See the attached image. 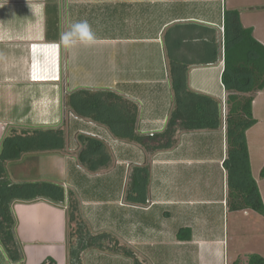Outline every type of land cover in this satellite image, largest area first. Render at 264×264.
<instances>
[{
  "label": "crops",
  "instance_id": "crops-1",
  "mask_svg": "<svg viewBox=\"0 0 264 264\" xmlns=\"http://www.w3.org/2000/svg\"><path fill=\"white\" fill-rule=\"evenodd\" d=\"M228 12L264 46V0H0V181H50L64 190L59 202H10L22 258L11 262L0 244V264H40L47 257L55 264H241L247 253L263 256L244 250L263 240L262 220L250 209L229 210L226 200L221 73ZM79 20L90 23L97 42L65 49L60 35ZM171 60L186 65L190 90L220 102L221 125L177 129L173 145L149 150L156 141L144 147L130 135L165 130L173 108ZM79 89L110 91L119 103L131 102L137 107L133 128L115 136L76 113L69 95ZM251 112L255 123L245 136L264 202V88ZM70 191L86 222L85 237L96 236L94 243L78 244L79 263L70 262ZM238 232L249 234L243 246L235 243Z\"/></svg>",
  "mask_w": 264,
  "mask_h": 264
},
{
  "label": "trees",
  "instance_id": "trees-1",
  "mask_svg": "<svg viewBox=\"0 0 264 264\" xmlns=\"http://www.w3.org/2000/svg\"><path fill=\"white\" fill-rule=\"evenodd\" d=\"M224 29L221 80L225 88L223 121L226 154L222 165L226 174L227 206L231 211L251 209L264 216V202L251 173L245 136L246 130L255 123L251 112L252 100L255 94L264 88V46L253 37L250 27H244L241 24L236 12L227 13ZM169 67L173 108L167 119L165 130L156 135H139L135 132L130 135L132 140L142 146H147V140L156 141L157 143L149 150L173 145L177 129L194 131L216 129L221 125L220 102L189 89L187 68L184 63L171 60ZM118 100L120 96L117 94L101 90L79 89L69 95L70 105L76 113L87 115L105 124L115 136L121 137L122 134H126L128 127L133 128L137 107L131 102L124 101L125 103L122 104ZM84 138L87 142L92 141L94 144L102 143L89 136ZM4 149L2 147L0 159L4 157ZM81 161H85L84 157ZM259 176L264 177V164L259 171ZM35 197L59 202L64 199V190L61 185L50 181L22 184L0 181V244L11 262L20 261L22 253L14 236V218L10 211V202L14 198L33 199ZM70 223H74L76 227L74 234L70 232ZM67 226L68 239L74 235L76 239L73 242L69 241L70 262L72 263L75 259V262L79 263L78 244L81 246L82 241L85 242L84 245L94 243L96 236L90 239L85 237L88 229L81 215L79 202L72 191L67 195ZM181 231L182 229L177 232L178 238L183 237L180 234ZM101 235L105 233L101 232ZM188 237L189 234L184 236V238ZM135 262L137 261H134V264H137ZM40 264H55V261L47 257ZM230 264H239V259ZM245 264H264V257L258 253H247Z\"/></svg>",
  "mask_w": 264,
  "mask_h": 264
},
{
  "label": "clouds",
  "instance_id": "clouds-1",
  "mask_svg": "<svg viewBox=\"0 0 264 264\" xmlns=\"http://www.w3.org/2000/svg\"><path fill=\"white\" fill-rule=\"evenodd\" d=\"M59 39L65 49L76 45L92 46L97 42L96 34L87 20H79L68 25Z\"/></svg>",
  "mask_w": 264,
  "mask_h": 264
},
{
  "label": "rangeland",
  "instance_id": "rangeland-1",
  "mask_svg": "<svg viewBox=\"0 0 264 264\" xmlns=\"http://www.w3.org/2000/svg\"><path fill=\"white\" fill-rule=\"evenodd\" d=\"M264 186V183L262 184V187ZM251 210V209H250ZM252 213L254 214V217L255 218H258V219H260V220H262V221H260V222H262L263 224H264V216H262V215H260V214H258V213H256L255 211H253L252 210ZM246 222H250L249 220H246ZM250 224L251 223H247V225H245V227H247L248 226V228H251L250 227ZM264 226V225H263ZM75 229H76V227L74 226V223H70V232H71V234H74V231H75ZM243 231H247V230H245V229H243ZM249 234H246V232H238L236 235H235V243H238V244H242V246L244 245V243L246 242V240H245V238L248 236ZM75 237V235L72 237H70L69 238V241L70 242H73V238ZM263 240L260 242V244L259 245H257V247H254V248H251L250 246H248L249 244L247 243L246 245H245V249L244 250H247V251H250V249L251 250H253L254 249V251H256V252H260L261 254H263V256H264V237H263V235H262V237H261ZM252 245V244H251ZM244 256V255H243ZM240 263L241 264H245V260H244V258H240ZM97 263H99V262H97ZM118 263V262H117ZM135 263H137V264H139V262H135Z\"/></svg>",
  "mask_w": 264,
  "mask_h": 264
},
{
  "label": "built area",
  "instance_id": "built-area-1",
  "mask_svg": "<svg viewBox=\"0 0 264 264\" xmlns=\"http://www.w3.org/2000/svg\"><path fill=\"white\" fill-rule=\"evenodd\" d=\"M223 115H224V102H223Z\"/></svg>",
  "mask_w": 264,
  "mask_h": 264
}]
</instances>
